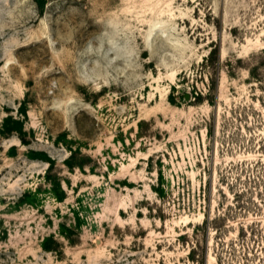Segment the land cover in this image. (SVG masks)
I'll use <instances>...</instances> for the list:
<instances>
[{
	"label": "rangeland",
	"instance_id": "1",
	"mask_svg": "<svg viewBox=\"0 0 264 264\" xmlns=\"http://www.w3.org/2000/svg\"><path fill=\"white\" fill-rule=\"evenodd\" d=\"M0 264H264V0H0Z\"/></svg>",
	"mask_w": 264,
	"mask_h": 264
},
{
	"label": "trees",
	"instance_id": "2",
	"mask_svg": "<svg viewBox=\"0 0 264 264\" xmlns=\"http://www.w3.org/2000/svg\"><path fill=\"white\" fill-rule=\"evenodd\" d=\"M38 2L41 4V6H44V4L46 3V0H38ZM205 223H206V225H207L208 221L206 220ZM45 246H46V244H45ZM46 248H50V247L46 246ZM194 253H195V252H194V250H193V252H191V258H192L193 260H195V258H196ZM204 256H206V253H205Z\"/></svg>",
	"mask_w": 264,
	"mask_h": 264
}]
</instances>
